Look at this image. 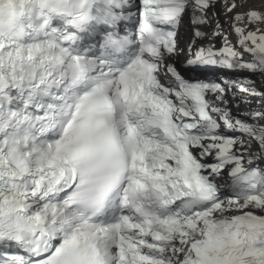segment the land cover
<instances>
[{
	"label": "snow or ice",
	"instance_id": "snow-or-ice-1",
	"mask_svg": "<svg viewBox=\"0 0 264 264\" xmlns=\"http://www.w3.org/2000/svg\"><path fill=\"white\" fill-rule=\"evenodd\" d=\"M0 264H264V0H0Z\"/></svg>",
	"mask_w": 264,
	"mask_h": 264
}]
</instances>
